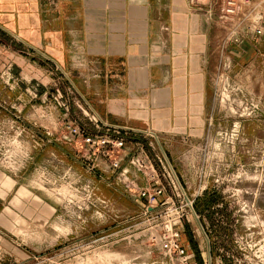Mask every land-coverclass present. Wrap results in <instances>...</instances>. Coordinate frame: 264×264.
Segmentation results:
<instances>
[{"label":"rangeland","instance_id":"1","mask_svg":"<svg viewBox=\"0 0 264 264\" xmlns=\"http://www.w3.org/2000/svg\"><path fill=\"white\" fill-rule=\"evenodd\" d=\"M222 55L216 131L199 164L193 152L185 164L168 155L188 195L207 184L180 243L196 264H264V61L233 57L225 68ZM1 79L0 181L9 192H0V264H177L141 233L127 182L90 171L62 138L69 122H87L85 110L97 114L63 72L0 28Z\"/></svg>","mask_w":264,"mask_h":264},{"label":"crops","instance_id":"2","mask_svg":"<svg viewBox=\"0 0 264 264\" xmlns=\"http://www.w3.org/2000/svg\"><path fill=\"white\" fill-rule=\"evenodd\" d=\"M0 28L63 72L104 123L150 130L173 162L193 152L197 165L216 131L219 58L260 48L226 42L209 0H0Z\"/></svg>","mask_w":264,"mask_h":264},{"label":"built area","instance_id":"3","mask_svg":"<svg viewBox=\"0 0 264 264\" xmlns=\"http://www.w3.org/2000/svg\"><path fill=\"white\" fill-rule=\"evenodd\" d=\"M209 3L217 10V22L226 32L225 41L259 45L257 53L264 60V0ZM225 62L224 67L229 68V61ZM84 114L87 122H69L62 138L80 148L90 171L109 172L110 178L127 182L129 195L140 206L141 233L153 248L172 263L196 264L180 238L185 225L199 221L195 201L207 184L188 195L154 132L112 126L92 112L85 110ZM130 172L140 176L143 184L132 183Z\"/></svg>","mask_w":264,"mask_h":264}]
</instances>
